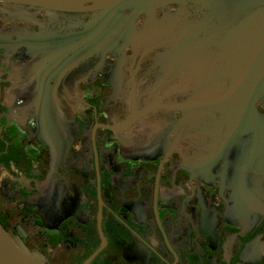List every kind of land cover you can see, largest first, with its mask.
<instances>
[{"label": "flooded vegetation", "instance_id": "af4514ba", "mask_svg": "<svg viewBox=\"0 0 264 264\" xmlns=\"http://www.w3.org/2000/svg\"><path fill=\"white\" fill-rule=\"evenodd\" d=\"M32 2L0 8L2 227L44 264H264V97L227 142L198 104L220 97L211 57L82 42L87 12Z\"/></svg>", "mask_w": 264, "mask_h": 264}, {"label": "water", "instance_id": "95a60500", "mask_svg": "<svg viewBox=\"0 0 264 264\" xmlns=\"http://www.w3.org/2000/svg\"><path fill=\"white\" fill-rule=\"evenodd\" d=\"M0 3L7 4L0 8L10 13H14L12 10L16 11V7L28 9L35 4L32 0H0ZM43 7L87 12L86 36L82 42L95 41L106 31L109 47L119 48L112 40L124 37L127 46L143 52L163 50L156 54V63L172 65L182 55L211 57L216 66L210 94L220 95V99L198 104L209 105L212 113L226 120L227 142L234 135L230 128L238 130L256 117V112L252 111L254 102L264 97V0H61L59 6ZM172 7L175 10H171ZM125 11L129 12L131 23L126 21L123 29L121 16ZM158 12L163 17L154 19ZM191 15L209 19L208 30L211 24L215 27L211 31L218 32L217 44L210 40V53L203 48H208L203 44L204 29L200 28L198 33L190 28L189 23H199L186 19ZM140 16L149 18L142 30L133 25ZM160 55L168 59H160ZM169 67V70L174 68ZM219 85L221 91L215 92ZM0 264H44V259L0 224Z\"/></svg>", "mask_w": 264, "mask_h": 264}]
</instances>
